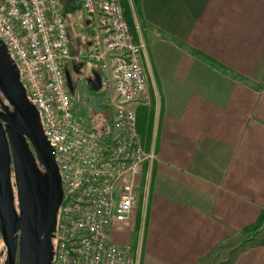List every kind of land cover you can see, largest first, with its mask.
<instances>
[{
  "label": "crops",
  "instance_id": "obj_1",
  "mask_svg": "<svg viewBox=\"0 0 264 264\" xmlns=\"http://www.w3.org/2000/svg\"><path fill=\"white\" fill-rule=\"evenodd\" d=\"M122 4L134 41L145 44L149 102L132 107L141 144L156 157L151 170L142 165L137 208L113 226V241L128 245L136 234L139 264H212L218 255L264 264L262 231L229 254L264 211V0ZM109 93L102 133L112 125Z\"/></svg>",
  "mask_w": 264,
  "mask_h": 264
},
{
  "label": "built area",
  "instance_id": "obj_2",
  "mask_svg": "<svg viewBox=\"0 0 264 264\" xmlns=\"http://www.w3.org/2000/svg\"><path fill=\"white\" fill-rule=\"evenodd\" d=\"M78 1L89 16L83 58L98 65L101 89L115 97L105 135L74 113L65 77L71 37L60 0H0V40L39 112L63 189L51 264H139V250L115 243L111 228L130 220L138 205L142 165L151 170L156 157L141 144L132 107L149 102L145 44L134 41L123 0ZM127 1L131 6L133 0ZM149 181L148 174L146 187Z\"/></svg>",
  "mask_w": 264,
  "mask_h": 264
},
{
  "label": "water",
  "instance_id": "obj_3",
  "mask_svg": "<svg viewBox=\"0 0 264 264\" xmlns=\"http://www.w3.org/2000/svg\"><path fill=\"white\" fill-rule=\"evenodd\" d=\"M86 82L92 91H99L100 73L93 70ZM0 94L12 107L9 111L2 104L0 112V228L8 248L6 264H14L17 246V264H51L63 189L39 112L28 100L18 69L1 40Z\"/></svg>",
  "mask_w": 264,
  "mask_h": 264
},
{
  "label": "rangeland",
  "instance_id": "obj_4",
  "mask_svg": "<svg viewBox=\"0 0 264 264\" xmlns=\"http://www.w3.org/2000/svg\"><path fill=\"white\" fill-rule=\"evenodd\" d=\"M60 4L71 37V56L67 65L70 66L71 64H77L80 62L83 64L80 77L74 76V85H77L71 94L74 109L77 114H81L86 120H88L93 131L98 132L100 131V126L103 125V123L101 124L103 117L108 116L109 109L112 108L110 103L111 97L113 98V95L102 89L94 92L88 87L86 82V76H89L90 74V77H92L91 69H94L95 71L98 70V65L96 63L83 58V54L89 48V45H87L90 38L89 27L85 24L86 20L89 19V16L82 12L78 0H60ZM111 112L113 113V110H111ZM261 231L262 235L264 236V227L261 229ZM116 235L120 236V234ZM252 240V243L258 242L256 241V238ZM245 241L244 235L240 238L237 236L234 239L235 244L232 245L233 251H231L229 254L234 255L242 251L243 248L247 246L245 245ZM135 242L136 234L131 237V244H128L131 249L133 248L132 245H134ZM227 257L228 259L230 258L227 255L222 259V255H218L212 264H227L224 262V258Z\"/></svg>",
  "mask_w": 264,
  "mask_h": 264
},
{
  "label": "flooded vegetation",
  "instance_id": "obj_5",
  "mask_svg": "<svg viewBox=\"0 0 264 264\" xmlns=\"http://www.w3.org/2000/svg\"><path fill=\"white\" fill-rule=\"evenodd\" d=\"M80 63H82V62H80ZM80 63L71 64L70 66L67 65L65 68V77H66V82H67V88H68V91L70 92V94L73 93V91L75 90V87L77 86V85L76 86L74 85V76L80 77V72H81L82 67H83V65L81 67H78V65ZM67 75L69 76V80H70L69 83L67 81ZM89 77H90V74H89V76H86V79ZM2 104L7 105L9 108V111H12V107L8 104V102L0 94V112L2 110ZM0 122H1V119H0ZM11 179H12V184H13V188H14L15 185H14V179H13L12 171H11ZM15 206H16V202H15ZM17 253H18V246H17L16 251H15L14 264H17V261H18L17 260V257H18ZM7 255H8V248H7V245L4 241V238H3V235L1 232V228H0V264H6Z\"/></svg>",
  "mask_w": 264,
  "mask_h": 264
},
{
  "label": "trees",
  "instance_id": "obj_6",
  "mask_svg": "<svg viewBox=\"0 0 264 264\" xmlns=\"http://www.w3.org/2000/svg\"><path fill=\"white\" fill-rule=\"evenodd\" d=\"M124 13H125V15L127 14L125 8H124ZM126 21H127V24H129L128 19ZM85 24H86V26H88L87 25L88 24L87 20H86ZM182 46L184 48H186L187 50H189V52H191L193 55H195V56H197V57H199V58H201L203 60H208V61L212 62V60H210L209 58H207L206 56H204L202 53L197 52V51H195L193 49H190V48L186 47L185 45H182ZM216 65L219 66V67H221L218 64H216ZM232 75L235 76V77H237V78L239 77L235 73H232ZM108 129L110 130V128H108ZM97 133H99L101 135H105V133H102L101 131H98ZM263 227H264V211L260 214L258 220L256 221V223L254 225H252L250 227H246V228L243 229L242 235L245 236V240H246L245 241V245H247V246H245L243 248V250L246 249V248H248V247H250V246H253L254 244H256V243H252V241H253L252 239L255 238L260 233V231H261V229ZM251 236H252V238H249L248 239V237H251ZM258 243H264V238L261 239Z\"/></svg>",
  "mask_w": 264,
  "mask_h": 264
}]
</instances>
